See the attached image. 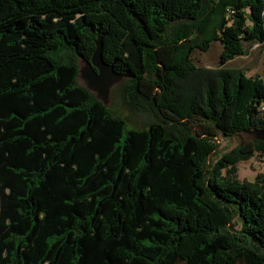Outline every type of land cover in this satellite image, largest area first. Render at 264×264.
<instances>
[{
    "label": "trees",
    "instance_id": "obj_1",
    "mask_svg": "<svg viewBox=\"0 0 264 264\" xmlns=\"http://www.w3.org/2000/svg\"><path fill=\"white\" fill-rule=\"evenodd\" d=\"M98 37L146 126L78 82ZM253 43L264 0H0V264H264V140L216 142L264 130Z\"/></svg>",
    "mask_w": 264,
    "mask_h": 264
},
{
    "label": "rangeland",
    "instance_id": "obj_2",
    "mask_svg": "<svg viewBox=\"0 0 264 264\" xmlns=\"http://www.w3.org/2000/svg\"><path fill=\"white\" fill-rule=\"evenodd\" d=\"M248 53L240 55L230 60L226 67L242 68L248 76L259 75L264 79V43H253L247 45ZM222 44L219 41H213L208 51L197 49L193 53L194 61L199 66L217 67L219 65ZM80 67H86L85 59L79 57ZM124 76L119 82L114 84L109 94V101L106 106L115 115H121L128 121L129 127L142 128L147 125L149 117L136 110L131 109L125 99V81ZM78 82L87 87V81L79 75ZM252 132H243L231 137L219 136L216 140L218 143V153H224L234 146L249 142L254 137ZM264 171V157L259 154L251 157L247 161L238 164V176L240 179L253 180L255 176Z\"/></svg>",
    "mask_w": 264,
    "mask_h": 264
},
{
    "label": "water",
    "instance_id": "obj_3",
    "mask_svg": "<svg viewBox=\"0 0 264 264\" xmlns=\"http://www.w3.org/2000/svg\"><path fill=\"white\" fill-rule=\"evenodd\" d=\"M102 38L96 39V48L91 60H86L87 66L79 70V75L87 81V88L96 94L97 98L105 105L109 101V94L114 84L119 82L125 75L116 71L114 67L103 58ZM247 132L254 133V138L264 140L263 129H247Z\"/></svg>",
    "mask_w": 264,
    "mask_h": 264
},
{
    "label": "flooded vegetation",
    "instance_id": "obj_4",
    "mask_svg": "<svg viewBox=\"0 0 264 264\" xmlns=\"http://www.w3.org/2000/svg\"><path fill=\"white\" fill-rule=\"evenodd\" d=\"M82 67H80V69H81Z\"/></svg>",
    "mask_w": 264,
    "mask_h": 264
}]
</instances>
